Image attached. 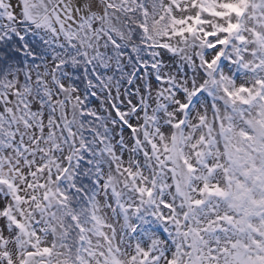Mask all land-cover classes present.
Segmentation results:
<instances>
[{
	"label": "snow or ice",
	"instance_id": "obj_1",
	"mask_svg": "<svg viewBox=\"0 0 264 264\" xmlns=\"http://www.w3.org/2000/svg\"><path fill=\"white\" fill-rule=\"evenodd\" d=\"M0 264H264V0H0Z\"/></svg>",
	"mask_w": 264,
	"mask_h": 264
}]
</instances>
